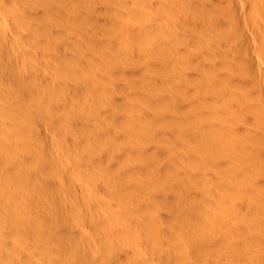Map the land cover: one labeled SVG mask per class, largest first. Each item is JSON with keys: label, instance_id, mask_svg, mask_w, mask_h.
I'll list each match as a JSON object with an SVG mask.
<instances>
[{"label": "bare ground", "instance_id": "1", "mask_svg": "<svg viewBox=\"0 0 264 264\" xmlns=\"http://www.w3.org/2000/svg\"><path fill=\"white\" fill-rule=\"evenodd\" d=\"M98 1L101 3L103 0H0V133L2 132L6 136V139L3 141L4 143L2 140L0 141L2 144H0V189L2 188L0 192V264H217L215 262L216 260L213 261L210 258L211 255L214 256V253L218 251H223L224 254L225 252L229 253V250H231L229 247H232H223L226 244L228 245L229 242L227 240L230 241V239L228 238V233L226 234L227 237H220L219 235L221 234L219 233L222 231H236V233L239 234V238L240 236L242 240L244 238V241L250 248L248 249L251 251V256L249 258L247 257V259H238L235 261V264H264V128H258L259 126L256 124V121L254 123V117L250 112L252 109L264 112V60L262 61L259 56L254 55L255 53H259L261 57L263 56L262 59L264 58V0H168L169 3L171 1L173 4H169L171 6H168L163 0H115L114 2L110 0L112 3H107V5L104 3L106 6L102 8L95 6ZM97 5L100 4L97 3ZM100 8L101 10L104 9L108 15L105 20L99 18L101 14L99 16L97 14ZM162 16L175 18L174 21L179 24V27L182 29L181 31L184 32H180L174 25V27L167 26L164 28L160 23V21L162 22ZM238 16L247 17L249 19V31L247 30L248 27L247 29L246 27L245 29L242 27ZM169 18H167V21H169ZM94 23L98 26L95 27L98 28L97 35H95L96 33L94 32L97 30H94ZM212 27L214 28L212 30L215 31V36H212L213 38L210 36L209 32ZM207 28H209V30ZM99 33H103V35H98ZM104 34H108L111 41H108L109 38L107 35V39H105L104 42L101 41L102 39H98L100 42L94 39V35L97 36V38L98 36L106 38ZM112 38L118 39V41L122 39L128 43H125L126 46L128 45L127 50H124L123 53L120 52L123 54L121 56L127 62L130 61L128 59L135 60L136 62L134 61V63L136 66L133 64L135 67L131 72H127L128 70L126 71L123 69L119 71L118 67L115 65L117 71H114L115 68H111V71L108 72L107 70H110V68L107 66L106 68L108 69L106 70L104 68L106 70L104 72L110 73V77L118 75V79L121 80L124 78L130 82V80L127 79L128 77L130 79L131 76H135L134 78H136V76L139 77L138 73L144 70H142L141 62L147 60L144 58L145 56H152L153 58L158 51L159 53L163 51L168 54L173 53L175 55V63L178 64V66L184 67L190 64L189 66L194 65L195 67V65H199L200 67L201 65L204 66V70H208L206 72V79L203 81L204 83L202 84V82L200 83L199 81V85L201 84L200 88L202 89H196L197 91L199 90L198 92L200 93H203L205 91L204 89H206L207 95L196 97L198 101H210L209 103L211 104V102H215V98H222L225 100L223 103L228 101L226 105H229V109H235L234 107H236L233 100L238 101L237 99H241V101H238L241 102L240 104L244 102L239 106V108L242 106L239 111H235L237 110L235 109L232 110L233 113L230 111V114L229 111V113H227L225 110L228 116L226 114L224 115L225 112H223V115L222 113H217V115L221 114L222 117L218 115L221 118L217 116L215 118L216 120L217 118L225 120L224 117H228L226 121L221 123L212 122L210 117L213 115L210 117L204 115H210L209 111H201L200 116L197 113L196 117L198 115L200 119H205V122L203 124V121L198 123V130L193 136L196 142L205 139L208 140L207 142L209 143V141L213 142L212 140L216 136L215 134L219 133L221 134L219 137H221L223 135L222 133L226 131L227 134H224L225 137L219 138L216 136L219 139L215 142L217 145L215 148L219 146L221 151L226 155L229 153L228 156L225 157L229 162L235 160L233 165L237 160L234 159V155L232 156L233 151L238 150L240 153L242 152L247 162L243 159V164L242 162L240 164V161L237 162L240 164L238 165L239 167H236L237 164H235L239 172L236 169L234 170V167L231 170L238 172L237 174L232 176L233 173L230 172L232 173V177L226 179L224 177H218L214 173L201 171L192 172L189 168V172H187V168H182L183 166L181 167V162H177L178 160L174 162L176 165H180L177 170L172 168V165L169 164H165L166 167H164V165L157 167L155 162L154 165L148 166L150 163L147 162L148 160L146 161L148 164L143 163L145 159L142 160L143 158L141 155L139 156L142 158L140 159L142 163H138L139 161L137 162L134 159L136 157L133 158L131 156H138L136 154H139H134L131 147H129L131 150L127 152H130L129 155L131 152L133 154L129 156L128 153L123 151L124 148L118 146L117 141L122 144L120 140L123 138L125 142L126 139H134V143L138 140V145H140L139 142L141 141L142 131L144 130L145 132V128L149 130V128H147L150 126L149 124H152L150 127L151 129L157 122L159 125V120L157 121V119H160V116L158 117L157 114L155 117L152 113L151 115L154 116V119L153 117L150 119L148 115L150 113H142L140 115L142 112H140L141 108L138 109L140 104H138V106L136 105V108L134 105V108L131 107L130 104L131 108L129 105L128 107L126 106V110L129 111L128 114L131 112L129 108L131 110L137 109L138 112L137 110L135 111L139 113V118L135 119V116H133L135 120H130V117L126 116V121L123 119L124 122L121 120L122 122L119 123L120 119L117 121L119 117L117 116L118 114L116 115L117 111L115 113L117 117L113 118L112 115L114 112H110L109 106L107 108L100 102V105L99 103L97 104L98 100H100V95H102V98L105 96V98L109 97L116 105H114V107L117 108L121 106V96H119L120 94H116L117 92H114L115 89L113 91L112 88L111 92L105 91L107 89L104 90V88L102 90L100 88L98 89V85L96 86L97 89L94 88L95 76L96 78H105V74L104 76H100V74L94 70V67H97L98 64H100V66L101 63L102 65L104 64V62L99 63V61H97L98 63L95 66L94 51L100 52L103 46L107 47L111 43L110 47H108V51L114 53L115 50L113 52V49L115 46H117L116 50H118V52L124 46V41L122 42L123 46H120L119 42H116ZM225 38H227L226 42L230 43V45H240L241 48L240 46L239 48L241 51L247 54V56L246 54L244 55V57L246 56L245 59H243V55L239 56L242 57L240 59L238 57L239 60L236 59V54V58L232 55L235 58L233 62L237 63L238 61L237 64H239V67L236 68L237 70H233L232 73L221 70L222 65L227 61V57L225 58L226 61L222 58L226 56V54L231 56L229 53H231L230 51L232 50V46L229 48L230 51L228 50L229 44L225 46L227 47V51L226 49L223 50L220 48L221 46L219 45L222 43L221 40H225ZM256 39L260 40V42L258 41V43H256ZM106 41H108L109 44H106ZM118 47L119 49H117ZM233 51L235 52V48L232 52ZM106 52H104V54ZM118 52L116 51L117 56H120ZM201 52L205 54L210 53V57L214 54V58L212 57V63L214 64L213 66L209 65L212 66V68L208 67L206 63L207 58L210 57L206 56L207 58H202L204 54L201 56ZM211 52H213V54ZM116 53H114V55ZM102 54L100 58L104 56V54ZM110 54L107 53L108 57H106V55L104 56L105 60L102 58L105 63H107L108 60L112 62L115 58L118 61L117 57L114 55L109 59V57L112 56V54ZM250 54L251 57H248ZM107 58L108 60L106 62ZM167 58L165 61H167ZM116 60H113V62L116 63ZM133 60L129 63H133ZM211 60H209V62H211ZM232 60L230 62H232ZM110 61L108 65L111 63ZM162 61L163 60L156 61L153 59V61L150 62L149 60L147 63H149V68H156L159 72L163 69L161 72L165 73L167 69L164 68H166V64L168 65L169 62H165V64L164 61ZM113 62L111 66L114 64ZM144 63L146 62H143V64ZM171 63L173 62H170V64ZM175 63L174 65L176 66ZM116 65L120 66L119 63ZM121 65H123L122 61ZM111 66L109 65V67ZM223 66L225 68L229 67L226 66V64ZM231 66L235 67L233 64ZM127 67L126 69H129ZM120 68L123 67L120 66ZM140 69L142 71H140ZM226 70L228 69L226 68L225 71ZM201 71L198 70V72ZM204 74L205 73H203L202 76H205ZM182 75L180 79L185 78L182 77ZM197 76L196 78L194 77V79H192L193 77L184 79L186 85L191 84L194 87ZM110 77L106 78L110 79ZM200 77L201 76H199V79ZM201 78L203 79L204 77ZM99 80L98 82H100ZM138 80L134 81L137 82ZM157 82L158 81L155 83ZM178 82L181 84L179 79ZM192 82L195 83L192 84ZM119 84L121 87L124 86H122V82ZM131 84L133 83H130V85L125 84V86L129 85L131 87ZM120 86L117 85L116 89L117 87L121 89ZM136 87H138L137 83ZM147 87L149 86L147 85ZM183 87L187 88L188 86L184 85ZM196 87H198V85H196ZM127 89L126 91L129 90ZM88 91L91 95L86 94ZM123 91H125V89ZM172 91L175 92V89ZM183 91L184 90H182V92ZM177 92L178 91H176V93ZM192 92L193 91L188 94L191 97H193ZM194 92V94H196L195 90ZM208 92H210L211 95H209ZM95 93H97V95L99 94V99L97 101L94 100ZM185 95H187V92ZM126 96H124V100ZM133 96L136 97V99L139 98L138 101L141 102V96H138V98L135 95ZM148 96L150 97V95ZM148 98L145 100H148ZM155 98L157 100V97ZM155 98L152 97L151 99L150 97L151 102L154 100V104L157 103ZM136 99L133 100L135 101ZM105 100L107 99H104V101ZM108 100L107 102H110V100ZM100 101H102V99ZM198 101H196L198 104H195L196 102H190L189 104L199 109L200 106H196L199 105L200 101ZM205 101L204 103H207L209 108L210 104L208 105V102ZM179 103L180 105H178V107L176 106L174 110L182 112V114L187 113V111L190 112L189 107L193 109L192 105L188 104L189 106L187 107L185 104ZM219 103L221 102H218V104ZM123 104L125 106L127 102L125 101ZM151 104L148 102L145 107H147V105L151 107ZM205 104L202 107L206 106ZM97 105H102V107L99 108ZM157 105L158 104H156V107L160 106V104L159 106ZM162 105H164V103ZM210 107L212 106L210 105ZM121 109H118L119 112ZM158 109L160 110V108ZM134 110L133 112H135ZM216 112L217 111H213L212 114ZM109 116H111L113 122L110 120L111 118ZM121 117L124 118L125 116ZM179 119L182 118H178V120ZM211 119H213V117ZM215 119H213V121ZM155 120L157 121L156 123L154 122ZM186 121L185 123H188ZM182 123L181 121V124ZM163 124L165 123L163 122ZM191 124H189V126ZM255 124L258 126V129L255 128ZM121 125H124V127L126 126L127 129L134 130L130 131L134 133H136V129H139V134H141L139 135L140 138L137 134L138 132L133 135L134 133L128 134L129 131H123L128 134H125L127 138L121 135L124 137L119 139L121 131L117 128ZM228 126H231L230 130L227 129L229 128ZM121 129L122 128H120V130ZM140 130L142 131L140 132ZM148 130L145 132L146 134L150 132V130ZM228 132L231 133L232 136H230ZM180 133L182 132H178L177 135L179 136ZM239 133H245L244 135H247V133L250 134L248 136L252 137V142H255L252 144L249 142L250 145H246L245 143L241 145L242 142H237L235 140L236 138H234V135L235 137H238L237 135H242ZM128 136H131V138ZM151 136H153L154 139L155 136L159 135L156 134ZM181 136L182 135L179 137L181 138ZM165 137L167 139V136ZM143 138L146 139L147 136ZM184 138L182 137V139ZM155 139L157 140L155 141ZM155 139L154 142H158V138L155 137ZM246 140L250 141L249 138ZM145 141L148 143L147 139L144 140V143ZM149 141L153 142L152 139ZM175 142L177 141L175 140L174 143ZM200 142L202 143V141ZM49 143L53 144V146L51 145L52 148L47 145ZM140 143H143V141ZM64 144L74 148L75 152L72 148L69 150L72 149L74 153H71L72 151L69 150L66 151L67 149L65 148L61 149L60 147H63L61 145ZM175 144H177V146L179 145L178 142ZM4 145L7 147L5 148ZM195 145H197V143ZM47 146L50 148H47ZM151 146L152 145L149 144V146L146 147L150 148ZM168 146H170V144ZM198 146L200 145L198 144ZM213 147L214 146H210V148ZM142 148L145 149L143 146ZM190 148L191 149L187 150L189 157L190 155L194 157L197 153L193 151L194 148ZM158 149L159 148L156 149V152H154V149L152 151L155 154L158 152L160 155H163L164 153L161 154L163 149L162 151ZM136 150L140 152V148L137 149L136 147L135 151ZM198 151L199 150H197V152ZM215 151L213 153L218 152ZM193 152H195V154H193ZM239 155L238 152V156ZM111 156L113 157L112 159L115 157L117 160H110L109 157ZM139 156L137 159L140 158ZM170 156L171 154L168 155V157ZM212 156L214 155H212L210 151L204 152L205 159L210 160L213 158ZM163 157L166 158V156ZM221 158L218 157L217 159ZM210 161L209 163H211ZM124 162L130 164L127 169L130 168L135 171L141 170V172H136V176L137 173H142V170L147 174L149 173L147 170L152 169L154 174L157 173V178L160 176L162 179L165 177L163 174L166 175V173H168L166 175L168 176L171 172L174 173L175 171L177 174H174H176L179 179L182 177L184 181L183 184L185 183L186 186L182 184L183 187L181 186V188H183V190L182 192L179 190L180 195L175 194L172 187H167L165 192L160 193L156 188L157 186H155L157 184L155 183L157 179L155 180V178L149 176V178L151 177L150 179L155 180L153 184L149 179V182H144V184L141 183L143 184L141 187L136 184L139 186V188H137L135 185L129 183L130 179L127 181L128 178H126V174L129 172L125 169V166V168L123 167L122 164ZM212 162L214 161L212 160ZM216 163L221 164L219 162ZM212 165L209 166L214 167ZM218 167L219 165H216V168ZM227 167L226 169L230 166ZM169 169L172 171H169ZM228 171H230V169H228ZM94 172L98 174L97 179H99V177L103 178V180H100L104 181V184L100 183V185L95 183L96 180L92 178V176L95 177V175L91 176ZM150 175H152V173ZM64 176L68 177L66 178L67 182L68 179L70 180L68 189H72L70 186L75 185L74 187L80 189L79 192L76 190V193H74L73 191L75 190L73 189L71 192L63 186L65 184L67 186L68 183L62 185L57 181V178L60 179V177L62 178ZM178 177L175 178L178 179ZM130 178H132V176H130ZM135 178L138 183L137 179L139 177ZM172 179H174V177ZM105 180L108 181L105 182ZM134 180L132 182H134ZM169 180L170 182H168ZM169 180H167L166 184L168 185L166 186H170L171 179ZM71 181L73 185H70ZM162 184H164V182ZM201 185L205 187V190L199 191L197 189L198 186L201 187ZM34 189L36 193L32 192ZM37 189H42V191ZM218 189H224L223 191H226L227 196L230 198L229 202L223 201L224 198L222 196L221 199L223 200L221 201L213 194ZM96 191L103 195L102 200H99L100 202H95L93 199L94 192L96 193ZM206 191H210L212 196L207 195ZM80 192L82 193L81 195L78 194ZM83 192L87 193V195L83 194ZM75 194L82 197V199H80L81 201H78L79 196L76 197ZM68 197L73 199L77 198V202H71ZM83 197L86 198L84 199L85 202L83 201ZM81 204L87 206V209H85L86 207L84 206L83 209L79 208L82 207H78V205ZM187 208H193L196 215H193L195 217L191 216L193 217L192 220L186 218L187 221L185 223L180 219L181 216L179 217V215L176 214L178 213L177 211ZM209 208L210 210L212 209L213 212L208 210ZM205 211L206 215L203 214ZM33 212L40 218H43L45 223L42 224L43 219L40 223ZM153 212L156 213V217L150 218L149 216H152L150 214ZM190 213L191 212H189V214ZM199 213H201L202 216H200ZM129 215L132 216L131 219L127 218L126 220H122ZM213 226L215 229H212ZM179 230L189 233L188 236H190V234H198V236H200L199 234L203 233L202 236L205 239V243L202 247L204 248L194 246L193 250L191 249L192 251L187 247L184 250L181 248L183 250L181 251V257L174 255L173 251L176 249H172L173 251L162 249L164 244L174 239L176 231L179 232ZM211 232H213L212 235L218 233L217 236L215 235L217 239L213 240L212 238V241L208 242L207 240L210 241L209 234H211ZM11 234L15 236H12L13 240L10 242L7 241L6 238L8 235L11 236ZM181 234L184 235L185 233ZM31 237L36 239L35 242H40L38 245H35V249L32 248L35 242L33 244ZM175 240L177 241V239ZM200 241L202 240L200 239ZM191 242L192 240H190L189 243ZM130 244L144 246L146 252L152 250V252L155 253V250L159 248L157 256L159 258L154 259L155 256H153V259H141L140 254L142 253L136 250L137 247L135 248L133 246L134 248L132 250L126 247ZM20 245L21 248H19ZM172 245L175 246L173 243ZM2 248L8 253L11 252L15 255H19L21 259H5L4 256H1L3 254ZM236 248L238 247L236 246ZM31 249L35 251L34 253H36V249H38L41 254L43 253L42 255H45V259H39L38 256H36L39 252L35 255ZM241 249L243 248L241 247ZM205 251L207 252L205 253ZM193 252L199 256V259L197 257H194L195 259L190 258ZM15 255H13L14 257L12 258H15ZM215 256H217V254ZM226 256L228 257V254H225L224 257Z\"/></svg>", "mask_w": 264, "mask_h": 264}, {"label": "rangeland", "instance_id": "2", "mask_svg": "<svg viewBox=\"0 0 264 264\" xmlns=\"http://www.w3.org/2000/svg\"><path fill=\"white\" fill-rule=\"evenodd\" d=\"M101 1H102V0H101ZM106 1H107V0H106ZM106 1L103 0L101 3H100V1H98L97 3H99L100 5H97V3H96L95 6H97V7H101V8H102V7L106 6L107 3H110V4L112 3L110 0H108L107 2H106ZM112 1L114 2L115 0H112ZM163 1H165V3H166L168 6L173 5V4L171 3V1H170V3H169L168 0H163ZM167 1H168V2H167ZM104 3H105L106 5H104ZM169 4H171V5H169ZM101 5H103V6H101ZM101 8H100L99 11L97 12V14H98V16L101 14V15L99 16V18L102 19V20H105V18H107L108 15L106 14L105 10L102 9V10L104 11V12H103V11L101 10ZM102 14H103V15H102ZM104 15H105V16H104ZM162 17H163V18H162ZM162 17H161V18H162V22L160 21V23H161V25H162L164 28L167 27V26L172 27V26L174 25V26H176V27L178 28V30H179L180 32H182V31H181L182 29L179 27V24H178L176 21H174L175 18H172V17L169 18V17H164V16H162ZM238 17H239L238 19L240 20V23H241L242 27H243L244 29H245V27H246V29H247V27H248L247 30L249 31V29H250V26H249L250 24L248 25V22H249L248 20H249V19H248L247 17H243V16H241V17L238 16ZM103 18H104V19H103ZM167 18H169V19H168L169 21H167ZM246 19H247V20H246ZM171 20H173V21H171ZM168 22H169V23H168ZM174 22H175V23H174ZM171 23H172V24H171ZM249 23H250V22H249ZM170 24H171V26H170ZM165 25H166V26H165ZM244 25H245V26H244ZM247 25H248V26H247ZM174 26H173V27H174ZM95 27H98V26L95 25V23H94V28H95ZM209 28H210V26H209ZM209 28H207V29L209 30ZM96 29H97V30H96ZM212 29H214V28L212 27L211 30H209V32H210V36H211V37H212V36H215V31H213ZM94 30H96V31H94V32L96 33L95 35H97L98 28H95ZM183 32H184V31H183ZM183 32H182V33H183ZM205 32H206V30H205ZM211 32H212V33H211ZM100 34H101V33H99L98 35H100ZM95 35H94V39L97 40V41H99V42H100L101 39H102L101 41L104 42L105 39H107L106 35H107L108 38H109L108 41H111V38L109 37L108 34H104L106 38H104L103 36H102V38H101L100 36H98V38H97V36H95ZM101 35H103V33H102ZM211 37H210V38H211ZM96 38H97V39H96ZM212 38H213V37H212ZM98 39H100V40H98ZM112 39H113V38H112ZM113 40H115L116 42L118 41V39H113ZM119 40H120V41H118V42H119L120 46H123V43H122V42H123L124 40H122V39H119ZM226 40H227V38H225V40L222 39V40H221L222 43H220L219 46H221L220 48H222L223 50L226 49V51H227V47H225V46H228V44L230 45V43H227ZM108 41H106L105 43H106V44H109ZM223 41H225L226 43L223 42ZM256 41H257L256 43H258V41L260 42V40H257V39H256ZM103 42H102V43H103ZM125 43H126V42L124 41V46L121 48L122 51H121V49H120L119 52H118V50H116V47H117V46H115V48L112 47V48H114V49H113V52H114V50H115L114 53H116V51H117V52H118V55H120V56H117V53L114 55V53H112L111 51H108V49H109L108 47H110V44H111V43H110L107 47L103 46L100 52H98V51H97V52L94 51V58L97 59V60L94 59V62H96V63H94L95 66H96L97 63H98L97 61H99V63H100V62H104V64H103L104 66L102 65V63H101V66H100V64H98L99 66L97 65V67H94V70H96V71L98 72V74H100V76H104V74H105V78H104V77H99V78L97 77V78H96V76L94 75V76H95V78H94V85H95L94 88L97 89L96 86L98 85V86H99L98 89H99V88H100L101 90H102L103 88H104V90L107 89V90H105V91H111V92H112V90L114 91V89H115L114 92H115V93L117 92L116 94H118V95L120 94L119 96H121V106H120V107H117V108L114 107L115 104L111 101V99H109V97L105 98L106 96H105V97L103 96L104 98H102V95H100V100L102 99V101L98 100V99H99V98H98V95H99V94L97 95V93H95L96 95H94V97H95L94 100H96V101L98 100L97 104L100 102L101 104L103 103V104L105 105V107H107V108H108V106H109V108H110V112H114L113 115H112V117L115 118V117L119 116V117H118V120H117V121H119V119H120L119 123L122 122L121 120H123V119L125 120V119H126V116L130 117V120H133V119H134L133 116H135V119H136V118H139V116H138L139 113H137L138 110L135 109V110H137V112H136V111L133 109V110L135 111V112H133V110L130 109L131 107L134 108V106H135V108H136V105L138 106V104H140V106H138V109L141 108V109H140V112L142 111V112L140 113V115H141L142 113H150V114H148V115L150 116V119H151V117H153V119H154V116L156 117L157 114H158V117L160 116V119H159V118H158V119L156 118L157 121L159 120V125H158V122L155 120L154 122H155V123L157 122V124H155L154 126H152V129L150 128L152 124H149L150 126L147 127V128H149V130H150L149 133L147 132V134H149V135H147V134L145 133L148 129L146 130V128H145V132H144V130H143V131L140 130V132H141V131L143 132V133H141V134H142V136H141V141H143V143H140L141 141L139 140V141H140V142H139L140 145H138V140H136V139H135V140L137 141V143H136V141H135V143H136L137 145L134 143V139H133V140H131V139L127 140V139H126V142H125V139H124V138L121 139V138L124 137V136L126 137V135H128L129 133H132V134H133L134 132H130V131H134V130H131V129H129V128H128V129H129V130H128L126 126L124 127V125L118 126L117 129H119V131H121V133H120V138H119V139L122 140V141L120 140V142H121L122 144H120L119 141H117L118 146L121 147V148H124L123 151L126 152V153H128L127 151H130L131 149H133L134 151L132 150V152H133L134 154H135V153H139V154H136V155H138V156L141 155L143 159L139 156L140 158H138V159H139V160H138V159H137L138 156H133V155H131V154H133L132 152H131L130 155H131L133 158L136 157V158H134V159H135L137 162L139 161L138 163H140V162L142 163V161H141L140 159H142V160L145 159V160L143 161V163H147V162L150 163L148 166H152V165H154V162H155V164L157 165V167H161L162 165H164V167H166V165L169 164V165H172V168H174V169L177 170V168H178L180 165L177 164V165H178V166H177L176 163H174V162H176V161L178 160L177 162H179V163L181 162L180 164H181V167L183 166L182 168H184V167L187 168V172H189V171H188V168H189V170L192 171V172H194V171H201V172L214 173V174H216L218 177H224V178H226V179H227L228 177L230 178V177L234 176L235 174H237V173L239 172V170L236 169V167H237L238 165H240L241 162H242V164H243V163H244L243 161L246 160V159H244L245 157H244V155L242 154V152L240 153V151L237 150V151H233V154L231 153L232 156L234 155V159H237V160H236V163H235V164H237V165H236V167H235V164L233 165V162H235V160H233V162L231 161V162H232V164H231V162H229V160L226 159V157L228 156L229 153H227V155H226L223 151H221V148H220L219 146H218L219 148H218V147L215 148V146H217L215 142L218 141L217 139H219V138H221V137H225L224 134H227L226 131H224L225 133H224V132L222 133L223 135H222L221 137H219V135H221V134H219V133L215 134V135H216L217 137H219V138H217V137L215 136V137L213 138V140H212L213 142H210V141H209V143L207 142L208 140H205V139L198 140V141L196 142V140H194L193 136H194V133H196L197 130H198V128H197L198 123H200L201 121H203V122H202V124H203V123L205 122V119H203V120L200 119V117H198V115H197V117H196V114H197V113H198L199 116H200V112L203 111V110H206V111H209V112H210V115H209V114H204V115H206V117H210V116L213 115L212 117H213V119H215L218 115H221V114H218V115H217V113H222V115H223V112H225V110L227 111V113H229L230 111L233 113L232 110H235V109H237V110H235V111H239V110L241 109V107H242V106H241V107L239 108V106L242 105L244 102H242V104H240L241 102H238V101H241V99H240V100L237 99L238 101L233 100V101H234V105L236 106V107L233 106L235 109H229V105H228V106L226 105V102H228V101H226L225 103H223L225 100L222 99V98H219V99H216V98H215L214 100H215L216 103H215V102H211V104L209 103L210 101L208 102V101H205V100H203V102H201L202 100H199V101H200V102H199L198 99H197L196 97H198V96H203V95H207V93H206V92H207L206 89H204V90H205V91H204L205 93H204V92H203V93H200V92H198V91H199L200 89H202V88H200V87H201V86H200L201 84L199 85V81H200V83L202 82V84L204 83L203 81H205L204 79H206V72H207L208 70H207V69L204 70V66H201V65H200V67H199V65H197V66L195 65L196 68L194 67V65H193V66H189L190 64H189L188 66H184V67L178 66V64L175 63V59H174L175 55H174L173 53H172V54H171V53L168 54V53L163 52V51L160 52V53H159V51H158L157 54L153 56V58H152V56H151V57H150V56H148V57L145 56L144 58H146L147 60H145V59L143 58L145 61H142V62H141V64H142V70H143V69H144V70L142 71V70L140 69V71H142V72L138 73V76H139V77L136 76V78H134L135 76H133V77L131 76V79L128 77L127 79H129L130 82H129L128 80H125L124 78L121 79V80L118 79V78H117V77H119L118 75H116L115 77H114V76H111V77H110V75H109L110 73L104 72V71H106L108 68H110V70H107L108 72L111 71V68H113V69L115 68L116 70L114 69V71H117V67H118L119 71H121V69H123V70H126V71L128 70L127 72H129V71L131 72V71L134 69V67L136 66L135 63H134L135 60H133V59H128V60H130V61L127 62V61H126L125 59H123L122 56H121V55H123V54H121L120 52L123 53V51H124V50L126 51L127 48H128V45L126 46V44H128V43H126V44H125ZM224 43H225V44H224ZM119 44H118V45H119ZM120 46H119V47H120ZM231 46H232V47H231ZM239 46H240V45H238V46H233V45L228 46V50H229V51H230L229 48L231 47L232 50L235 48V52H234V51L232 52V50H231V51H230L231 53H229V55H231V56H228V54H226V56H224V57L222 58L224 61H226V59H227V61L224 62L223 65L226 64V66H229V67H226L229 71H228V70L225 71L226 68L222 65L221 70H223L224 72H227V73L230 72V73H232L233 70H234V71L237 70L236 68L239 67V64H237L238 61L236 60L237 63H236V62H233V61H235L236 56H237L236 59H238V57L241 56V55H243V56H242L243 59H245V57L247 56V54H246L245 52L241 51V49H240L241 46H240V48H239ZM104 47H105V48H104ZM119 47H118L117 49H119ZM233 47H234V48H233ZM112 48H111V49H112ZM123 48H124V49H123ZM106 49H107V50H106ZM237 49H238V50H237ZM105 50H106L107 52H106ZM236 51H237V52H236ZM238 51H239L240 53H239ZM104 52H106V53L104 54ZM241 52H242V53H241ZM97 53H98V54H97ZM102 53L104 54V56L106 55V57H108V56H107V53H109V54L111 53L112 56L109 57V59L112 58L113 55H114L115 57H117L118 61L116 60V58L113 59L114 61H115V60L117 61L116 63L113 62V60H112V62L114 63L112 66L115 65V66H117V67H115V66L112 67V66H111L112 62H111L110 60H108V58L106 59V62H107V60H108V62L105 63V61H104V60H105V59H104V56H102V57L100 58V56H101ZM199 53H200V52H199ZM211 53L213 54V52H211ZM96 54H97V55H96ZM103 54H102V55H103ZM111 54H110V55H111ZM202 54H204V56H202ZM235 54H236V56H235ZM245 54H246V56L244 57ZM157 55H159L160 57L157 56ZM162 55H163V56H162ZM210 55H211L210 53H209V54H205V53L201 52V56H202V58L210 57ZM213 55H214V54H213ZM213 55L210 57L212 60H211L210 58H207V62H206V63H207V66H208V67H211V68H212V66H213V64H214V63H212V62H213V58H214ZM232 55H233L235 58H234ZM254 55L259 56L260 59H261L262 61L264 60V58L262 59L263 56L261 57V56L259 55V53H255ZM165 56H166V57H165ZM168 56H169V57H168ZM171 56H173V57H171ZM206 56H207V57H206ZM119 57H120V58H119ZM163 57H164V58H163ZM167 57H168L169 59H168ZM212 57H213V58H212ZM226 57H227V58H226ZM242 57H239V59L242 58ZM248 57H251V54H250V56H248ZM98 58H99V59H98ZM102 58H103L104 60H103ZM149 58H151V59H149ZM166 58H167V61H165ZM225 58H226V59H225ZM233 58H234V59H233ZM255 58H257V57H255ZM100 59H101V60H100ZM153 59L156 60V61H159V60L161 61V60H163L164 63H165V62H166V63L169 62L168 65L165 63V64H166V68H164V69H167V70H165V71H166L165 73H164V72H161L163 69L159 72L158 69H156V68H155V69H154V68H153V69H152V68H149V66H148L149 63H147V62H149V60H150V62H151V61H153ZM232 59H233V60H232ZM239 59H238V60H239ZM119 60H120V61H119ZM124 60H125V61H124ZM132 60H133V63H129V62H132ZM170 60H171V61H170ZM209 60H211V62H209ZM231 60H232L233 63L230 62ZM109 61L111 62V63L109 64L111 67H109V65H108ZM121 61H122V64H123V65H121ZM123 61H124V62H123ZM163 61H162V62H163ZM135 62H136V61H135ZM143 62H146V63L143 64ZM170 62H173V63L170 64ZM229 62H230V64H229ZM263 62H264V61H263ZM117 63H119L120 66L123 67V68H120V66L116 65ZM127 63H128V64H127ZM174 63L176 64V66L174 65ZM106 64H107V65H106ZM131 64H132V65H131ZM133 64H134L135 66H134ZM146 64H147V65H146ZM169 64H170V65H169ZM232 64H233L234 66L237 64L238 66L236 65L237 67H236V66H235V67H232V66H231ZM124 65H127L128 67H127V66H124ZM129 65H131V66H129ZM143 65H144V67H143ZM209 65H212V66H209ZM107 66H108V68H106ZM132 66H133V67H132ZM147 66H148V67H147ZM167 66H169V67H167ZM172 66H173V68H172ZM100 67H101L103 70H102ZM126 67L129 68L130 70H129V69H126ZM146 67H147V68H146ZM150 67H151V66H150ZM174 67H175V69H174ZM178 67H179V68H178ZM201 67H202L203 69H202ZM230 67H231V68H230ZM96 68H97V69H96ZM98 68H99V69H98ZM104 68H105L106 70H105ZM191 68H192V69H191ZM194 68H195V69H194ZM197 68H198V69H197ZM200 68H201V69H200ZM223 68H225V69H223ZM233 68H234V69H233ZM100 69H101V70H100ZM113 69H112V71H113ZM178 69H179V70H178ZM182 69H183V71H182ZM187 69H189V70H187ZM98 70H99V71H98ZM149 70H150V71H149ZM154 70L157 71L158 73L155 72ZM169 70H170V71H169ZM174 70H177V71H174ZM198 70H200V71L202 70V71H201L202 73H201V72H198ZM212 70H213V69H212ZM212 70H211V71H212ZM101 71H102L103 73H102ZM145 71H146V72H145ZM172 71H173V72H172ZM179 71H180V72H183V73H180ZM171 72H172V73H171ZM178 72H179L180 74H179ZM153 73H154V74H153ZM176 73H177L178 76L176 75ZM203 73H205V74H204L205 76H202ZM166 74H167V75H166ZM182 74H184V75H182ZM198 74H199V75H198ZM200 74H201V75H200ZM147 75H148V76H147ZM171 75H172V76H171ZM181 75H182V77H185V78L180 79V76H181ZM185 75H186V76H185ZM197 75H198V76H197ZM149 76H150V77H149ZM155 76H156V77H155ZM196 76H197V79H195V80H196V83L194 82V83H195L194 87H193V85H191V84H187V85H186V83H185L186 81H185L184 79H187V78H189V77H193L192 79H194V77L196 78ZM199 76L204 77V78L202 79V78L200 77V79H199ZM106 77H107V78L110 77V79H107ZM140 77H141V78H140ZM146 77H148V78H146ZM151 77H152V78H151ZM178 77H179V78H178ZM101 78H102V79H101ZM139 78H140V79H139ZM159 78H160V79H159ZM99 79H100V80H99ZM115 79H116V80H115ZM132 79H133V80H132ZM138 79H139V80H138ZM161 79H162V80H161ZM165 79H166V81H165ZM167 79H168L169 81H168ZM170 79H171V80H170ZM175 79H176V80H175ZM178 79H179V81H180V83H181L182 85L179 84ZM190 79H191V78H190ZM201 79H202V80H201ZM98 80H99L100 82H98ZM107 80H108V81H107ZM109 80H110V81H109ZM123 80H124V81H123ZM134 80H135V81L138 80V81L135 82ZM140 80H143V81H140ZM151 80H152V81H151ZM112 81H113L114 83H113ZM154 81H155V82L158 81L157 83H159L160 85L157 84V83H155ZM167 81H168V82H167ZM174 81H177V82H174ZM182 81H183V82H182ZM197 81H198V82H197ZM95 82H96V83H95ZM101 82H102V83H101ZM109 82H110V83H109ZM115 82L117 83L118 86H120L119 83L122 82V86H123V85H124V86H123V87L120 86V87H121V89L124 88L125 91H123L124 89L121 90V89H119L118 87H117V89H116V86H117V85H116ZM161 82H163V83H161ZM130 83H133V84H131V85H132L131 87L129 86ZM136 83H137V86H138L139 88L136 87ZM139 83H140V84H139ZM142 83H143V84H142ZM144 83H145V84H144ZM146 83H147V84H146ZM153 83H154V84H153ZM176 83H177V85H176ZM194 83L192 82V84H194ZM113 84H114V85H113ZM125 84H129V85H127L128 87L125 86ZM138 84H139V85H138ZM101 85H102V86H101ZM142 85H143V86H142ZM147 85H148L149 87H147ZM151 85H152L153 87H152ZM155 85H156V86H155ZM157 85H158V87H157ZM161 85H162V86H161ZM170 85H171V86H170ZM173 85H174V86L176 85V86L174 87ZM184 85H185V86H188V87H187L188 89L185 88V87H183ZM196 85H198V87H196ZM100 86H101V87H100ZM103 86H104V87H103ZM133 86H134V87H133ZM160 86H161V87H160ZM180 86H181V88H180ZM108 87H109L110 89H109ZM143 87H147V88H143ZM155 87L157 88L158 91L156 90ZM167 87H168V88H167ZM173 87H174V88H173ZM177 87H178V88H177ZM112 88H113V89H112ZM127 88H128L129 90H128ZM140 88H141V89H140ZM154 88H155V89H154ZM160 88H161V89H160ZM170 88H171V89H170ZM183 88H184V89H183ZM192 88H194V89H192ZM199 88H200V89H199ZM111 89H112V90H111ZM118 89H119L120 91H119ZM126 89H127L128 91H126ZM138 89H139V90H138ZM148 89H149V90H148ZM174 89H175V92L172 91V90H174ZM196 89H199V90L197 91ZM104 90H103V91H104ZM116 90H117V91H116ZM130 90H131V91H130ZM132 90H133V91H132ZM167 90H168V92H167ZM179 90H180V91H179ZM182 90H184V91L182 92ZM185 90H186V91H185ZM188 90H189V91H188ZM194 90L196 91V94H194V93H195ZM121 91H122V92H121ZM152 91H154V92H152ZM162 91H163V92H162ZM171 91H172V92H171ZM176 91H178V92L176 93ZM191 91H193V92H192L193 97H191V96L188 95L189 93H191ZM119 92H120V93H119ZM123 92H124V93H123ZM125 92H126V93H125ZM132 92H134L135 94L132 93ZM136 92H137V93H136ZM141 92H142V93H141ZM158 92H159V93H158ZM186 92H187V95L189 96V98H190L191 100L188 98L187 95H185ZM197 92H198V94H197ZM122 93H123V94H122ZM130 93H131V94H130ZM144 93H145L146 95H145ZM165 93H166V94H165ZM172 93H173V94H176V95H173ZM208 93H209V95H211L210 92H208ZM86 94L91 95V93H90L89 91L86 92ZM121 94H122V95H121ZM128 94H129V95H128ZM152 94H153V96H152ZM161 94H162V96H161ZM169 94H170V95L172 94L174 99L172 98V95L170 96ZM179 94H180V95H179ZM126 95L128 96V98H127ZM131 95H132V97H131ZM133 95L137 96V98H138V96H139V97L141 96V97H140V101H141V102L138 101L139 98L136 99V97H134ZM142 95H144V96H142ZM148 95H150L151 99H152V97H153V98L157 97V100H156V98H155V100H156V102H157L156 104H158L157 106H159V104H160V106H159V107H156V104L153 103L154 100H153V102H151L150 97H149ZM158 95H159V96H158ZM124 96H126V97H125V98H126L125 100H124ZM160 96H161L162 98H161ZM168 96L170 97V99H169ZM178 96H179V97H178ZM182 96H183V97H182ZM194 96H195V97H194ZM122 97H123V98H122ZM145 97H147V98L149 97L148 100H145V99H147V98H145ZM131 98H132V99H131ZM142 98H143V101H142ZM194 98H195V99H194ZM104 99H107V100L109 99L110 102H107V100L104 101ZM133 99H136V100L134 101ZM161 99H162V100H161ZM172 99H173V100H172ZM180 99H181V100H180ZM184 99H185V100H184ZM193 99H194L195 101H194ZM221 99H222L223 101H222ZM109 100H108V101H109ZM123 100H124V101H123ZM163 100H164L165 102H164ZM169 100H170V101H169ZM188 100H189V101H188ZM122 101H123V102H122ZM125 101L127 102V104L124 106L123 103H125ZM130 101H131V102H130ZM147 101H148L150 104L152 103V104L150 105L151 107H148L149 105H147V107H145L146 103L148 104ZM159 101H160V103H159ZM196 101L199 102V105H196V106H198V107L200 106V107H199L200 110H199L197 107L194 108V106H193L192 104H189L190 102H191V103H193V102L195 103ZM204 101H205V102H208V105L210 104L212 107H210V105H209V108H208L207 103L205 104ZM242 101H243V99H242ZM104 102H106V103H104ZM168 102H169V103H168ZM179 102H181V104H185L187 107H188L189 105H192L193 109H191V107H189V108H190V109H189L190 112L187 111V113H184V114H182V112H178L177 110H174V109H176V106L178 107V105H180ZM218 102H221V103L218 104ZM100 103H99V105H100ZM111 103H112L113 105H112ZM144 103H145V104H144ZM161 103H162V104L164 103V105H165V103H166V105L164 106V105H162ZM170 103H171V104H170ZM172 103H173V104H172ZM178 103H179V104H178ZM200 103H202V104H200ZM213 103H215V104H213ZM130 104H131V107H130ZM153 104H154V105H153ZM175 104H177V105H175ZM188 104H189V105H188ZM195 104H198V103L196 102ZM195 104H194V105H195ZM204 104H205L207 107H206V106L202 107ZM217 104H218V105H217ZM227 104H228V103H227ZM236 104H237V105H236ZM110 105H111V106H110ZM128 105H129V107H130L129 110L131 111L129 114H131V115H129V114H128L129 111L126 110L127 107H128ZM133 105H134V106H133ZM152 105H153V106H152ZM214 105H215V106H214ZM221 105H222V106H221ZM223 105H224V106H223ZM97 106H98V105H97ZM115 106H116V105H115ZM123 106H124L125 108H124ZM126 106H127V107H126ZM143 106H144V107H143ZM167 106H168V107H167ZM173 106H174V107H173ZM98 107L100 108V107H102V105H101V106H98ZM112 107H113V108H112ZM153 107H156V108H153ZM161 107H162V108H161ZM165 107H166V108H165ZM201 107H202V108H201ZM205 107H206V108H205ZM214 107H215V108H214ZM225 107H226V108H225ZM233 107H232V108H233ZM237 107H238L239 109H238ZM114 108H115L116 110H115ZM119 108H120V109L123 108L124 110L121 109L120 112H119V110H118ZM143 108H144V110H143ZM148 108H149V111H148ZM151 108H152V109H151ZM158 108H160V110H159ZM218 108H219V109H218ZM101 109H103V108H101ZM113 109H114V111H113ZM154 109H155V110H154ZM164 109H165L166 111H165ZM168 109H169V110H168ZM125 110H126V111H125ZM150 110H151V112H150ZM196 110H197V111H196ZM218 110H219V111H218ZM252 110L254 111V113H253ZM252 110L250 111L252 114H251L250 112H249V113L254 117V123H255V121H256V122H257L256 124L259 126V127H258V126L255 124V128H256V129H258V128H264V112H263V111H260V110L258 111V110H255V109H252ZM116 111H117V113H116ZM145 111H146V112H145ZM155 111H156V112H155ZM160 111H161V112H160ZM168 111H169V112H168ZM176 111H177L179 114H178ZM194 111H195V112H194ZM213 111H214V112L217 111V112L212 114ZM228 111H229V112H228ZM122 112H123V113H122ZM124 112H125V113H124ZM164 112H165V113H164ZM231 112H230V114H231ZM115 113H116V115H117V114H118V115L115 116ZM152 113H153L154 116L151 115ZM161 113H162V114H161ZM192 113H193L194 115H193ZM236 113H237V112H236ZM262 113H263V115H262ZM124 114H125V115H124ZM136 114H137V115H136ZM225 114H226V112L224 113V115H225ZM230 114H229V115H230ZM162 115H163V116H162ZM175 115H178V116H175ZM208 115H209V116H208ZM214 115H215V116H214ZM222 115H221V117H222ZM226 115H227V114H226ZM121 116H125V117L123 118V117H121ZM187 116H188V117H187ZM193 116H194V117H193ZM227 116H228V115H227ZM227 116H225V117L223 116V117L225 118V120L218 119V118H221V117H219V116H218V118H217L218 121H217L216 119L213 121V119H211L212 117H210V120H212V122H215V123H221V122H224V121L227 120V118H228ZM109 117L111 118V116H109ZM132 117H133V118H132ZM177 117H178V118H182V119H179V120H178ZM201 117H202V116H201ZM206 117H205V118H206ZM110 118H109V119H110ZM166 118H167V119H166ZM189 118H190V119H189ZM194 118H197V119H194ZM202 118H204V117H202ZM258 118H259V119H258ZM261 118H262V119H261ZM116 119H117V118H116ZM127 119H128V118H127ZM135 119H134V120H135ZM186 119H187V121H186ZM191 119H192V120H191ZM257 119H258V120H257ZM110 120L113 122L112 118H111ZM124 120H123V122H124ZM184 120H185L186 122H188V123H185ZM188 120H189V121H188ZM206 120H207V119H206ZM219 120H221V121H219ZM111 121H109V122L112 123ZM114 121H115V120H114ZM125 121H126V120H125ZM152 121H153V120H152ZM162 121H163L165 124H163ZM167 121H168V122H167ZM171 121H172V122H171ZM174 121H175V122H174ZM176 121H179V122H176ZM181 121H182L184 124H183V123L181 124ZM197 121H198V122H197ZM207 121H209V120H207ZM154 122H153V124H154ZM151 123H152V122H151ZM191 123H193L194 125L191 124ZM117 124H118V123H117ZM117 124H116V125H117ZM122 124H124V123H122ZM177 124H178V125H177ZM187 124H188V125H187ZM189 124H191V125L189 126ZM202 124H201V125H202ZM118 125H120V124H118ZM165 125H166V126H165ZM172 125H173V126H172ZM175 125H176L177 127H176ZM180 125H181V126H180ZM183 125H184V126H183ZM155 126H156V127H155ZM178 126H179V128H178ZM232 126H233V125H232ZM119 127L122 128V129L120 130ZM187 127H188V128H187ZM228 127H229V126H228ZM257 127H258V128H257ZM124 128H125L126 130H125ZM183 128H184V129H183ZM194 128H195V129H194ZM230 128H231V126H230L229 128H227V129L230 130ZM172 129H174V130H172ZM176 129H177V130H176ZM149 130H148V131H149ZM191 130H192V131H191ZM229 130H227V131H229ZM123 131H125V132H126V131H127V132L129 131V132H128V134H126V133L123 132ZM135 131H136V133L138 132V133H137L138 136L141 135V134H139V129H136ZM173 131H174V132H173ZM153 132H154V133H153ZM155 132H156L157 135H159V136H155V137L158 138V142H154L155 137H154V139H153V136H151V135H156ZM178 132H182V133H180V135H182L181 138L179 137L180 135H179V136L177 135ZM221 132H222V131H221ZM122 133H123V134H122ZM136 133H134L133 135H135ZM144 133H145V134H144ZM152 133H153V134H152ZM161 133H162V134H161ZM173 133H174V134H173ZM175 133H176V134H175ZM228 133H229V132H228ZM125 134H126V135H125ZM150 134H151V135H150ZM165 134H166V135H165ZM229 134H230V136H232L231 133H229ZM239 134H242V133H239ZM244 134H245V133H243L241 136L237 135L238 137H235V135H234V138H236L235 140H236L237 142H242L241 145H244L243 143H245L246 145H250V143L252 144V143L255 142V141L252 142V140H253V139L251 140L252 137H249V136H248V135H250V134H248V133H247V135H244ZM1 135H2V136H1ZM3 135H4V134L1 132V133H0V141L2 140V142L4 141V139H6V136H5V135L3 136ZM121 135H124V136H121ZM130 135H131V134H130ZM143 135H144V136H143ZM161 135H162V136H161ZM171 135H172V136H171ZM173 135H174V136H173ZM175 135H177V136H175ZM146 136H147V138H146ZM160 136H161V137H160ZM165 136H167V139H166ZM169 136H170V137H169ZM185 136H186V137H185ZM191 136H192V137H191ZM1 137H2V139H1ZM128 137L131 138V136H128ZM143 137H145V138L148 140V143H147V141H145V143H144V140H146V139H144ZM163 137H164V138H163ZM168 137H169V138H168ZM172 137H173V138H172ZM175 137H177V138H175ZM178 137H179V138H178ZM182 137H183V138L185 137L186 139H185V138L182 139ZM241 137H242V138H241ZM126 138H127V137H126ZM132 138H134V137H132ZM139 138H140V136H139ZM142 138H143L144 140H143ZM159 138H160L161 140H160ZM170 138H171V141H170ZM243 138H244V139H243ZM248 138H249L250 141L246 140V139H248ZM151 139L153 140L154 143H153L152 141H149V140H151ZM162 139H163V140L165 139V140L163 141ZM173 139H174V140H173ZM223 139H224V138H223ZM130 140H131V141H130ZM156 140H157V139H155V141H156ZM175 140L179 143L178 146H181V147H178L177 144H175V143H177V142L174 143ZM239 140H240V141H239ZM123 141H124L125 143H124ZM129 141H130V142H129ZM162 141H163V142H162ZM167 141H168V142H167ZM183 141H184V142H183ZM200 141H202V143H201ZM204 141H205V142H204ZM244 141H245V142H244ZM165 142H166V144H165ZM198 142H199V143H198ZM203 142H204V143H203ZM249 142H250V143H249ZM3 143H4V142H3ZM126 143H128V144H126ZM152 143H153V144H152ZM157 143H158V144H157ZM183 143H184V144H183ZM193 143H195V144L197 143V145H195V144H193ZM205 143H206V145H205ZM247 143H248V144H247ZM0 144H1V143H0ZM119 144H120V145H119ZM141 144H142V145H141ZM146 144H147V145H146ZM149 144L153 146V147H152V146L150 147L151 149H150V148H147V147L149 146ZM154 144H155V145H154ZM160 144H161V145H160ZM169 144H170V146H168ZM174 144H175V145H174ZM198 144H199L200 146H198ZM201 144H202V145H201ZM207 144H208V145H207ZM210 144H211V145H210ZM214 144H215V145H214ZM1 145H2V144H1ZM47 145H49L51 148H52V146H53V144H51V143H49V144H47ZM51 145H52V146H51ZM65 145H66V144L61 145V146H63V147H60V148H61V149L65 148V149H67L66 151H68L70 148H72V147H70L69 145H66V147H65ZM126 145H127V146H126ZM130 145H131V146H130ZM165 145H167V146H165ZM209 145H210V146H214V147H213V148H210ZM239 145H240V143H239ZM45 146H46V144H45ZM49 146H47V148H50ZM138 146H139V148H140V152H139V150H136V151H135L136 147H137V149H139ZM142 146L145 147V149L142 148ZM146 146H147V147H146ZM154 146H155V147H154ZM156 146H157V148H159L158 150H161V151H162V149H163L162 152L160 151L161 154L164 153L163 155H160V153H158V152H157L158 154H157V153H156V154L154 153V152H156V149H157ZM164 146H165V147H164ZM206 146H207V147H206ZM4 147H5V145H4ZM4 147H3V148H4ZM6 147H7V146H6ZM6 147H5V148H6ZM68 147H69V148H68ZM129 147H131V149H130ZM134 147H135V148H134ZM190 147L194 148L195 150L193 149V151H195V152L197 153V154H195V152H193V154H195L194 157H191L192 155H190V157H189V154H188V151H187V150L191 149ZM201 147H203V148H201ZM198 148H199V149H198ZM72 149L74 150V148H72ZM72 149L69 150V151H72L71 153H74L75 150H74V152H73ZM119 149H120V148H119ZM141 149H142V151H141ZM143 149H144V150H143ZM147 149H148V150H147ZM153 149L155 150L154 152L152 151ZM164 149H165V150H164ZM211 149H214V150H211ZM217 149H218V150H217ZM145 150L147 151V153H146ZM171 150H172V151H171ZM181 150H182V152H181ZM183 150H184V151H183ZM197 150H199V151L197 152ZM215 150L218 151V152H217V153H213ZM64 151H65V150H64ZM143 151H144V153H143ZM167 151H168V152H167ZM175 151H176V152H175ZM177 151H178V152H177ZM207 151H210L211 154L214 155V156L216 157V158H215L214 156H212L213 158H211L214 162H212L211 159H210V160H211V161H210L209 159H205V158H204V152H207ZM216 151H215V152H216ZM152 152H153V153H152ZM185 152H187V153H185ZM221 152H223L224 154L221 153ZM235 152H236V154H235ZM238 152H239V154H240L239 156H238ZM129 153H130V152H129ZM129 153H128V155H129ZM140 153H142L143 155L140 154ZM148 153H149V155H148ZM167 153H168V154H167ZM199 153H200V154H199ZM218 153H219V154H218ZM154 154H155V155H154ZM170 154H171V156L168 157V155H170ZM178 154H179V155H178ZM222 154H223V155H222ZM241 154H242L243 156H242ZM130 155H129V156H130ZM152 155H153V156H152ZM156 155H158V156H156ZM217 155H218L219 158L222 157V158H221L222 160H221V159H217V158H218ZM235 155H236V156H235ZM143 156H144V157H143ZM146 156H148V157H146ZM150 156H151V157H150ZM163 156H166V158L163 157ZM172 156H174V157H172ZM180 156H182V157H180ZM225 156H226V157H225ZM145 157H146L147 159H146ZM160 157H162V158H160ZM167 157H168V158H167ZM184 157H185V158H184ZM237 157H238V158H237ZM241 157H242V158H241ZM112 158H113L112 156L109 157L110 160H114V159H115V157H114V159H112ZM148 158H149V159H148ZM194 158H195V159H194ZM109 159H108V160H109ZM160 159H161V160H160ZM191 159H192V160H191ZM197 159H198V160H197ZM241 159H242V160H241ZM243 159H244V160H243ZM115 160H117V159H115ZM147 160H148V161H147ZM149 160H150V161H149ZM183 160H184V161H183ZM195 160H197V161H195ZM219 160H221V161H219ZM146 161H147V162H146ZM159 161H161L163 164H162L161 162H159ZM163 161H164V162H163ZM188 161H189V162H188ZM199 161H200V162H199ZM209 161H210L211 163H209ZM238 161H240V164L237 163ZM198 162H199V163H198ZM216 162H219V163H221V164H218V163H216ZM224 162H227V163H224ZM228 162H229L231 165H230ZM246 162H247V160H246ZM148 163H147V164H148ZM158 163H159V165H158ZM191 163H192L194 166H193ZM196 163H197V164H196ZM212 163H213V165H212ZM215 163H216V164H215ZM124 164H125V165H124ZM160 164H161V165H160ZM165 164H166V165H165ZM188 164H189V165H188ZM195 164H196V165H195ZM214 164H215V166H214ZM226 164H227V165L229 164L228 167H229V166H230V167L228 168ZM122 165H123V167H124V166L126 167V168L124 167L125 169H127V167H128L130 164L127 163V162H124ZM209 165H212V166H214V167H210ZM216 165H217V166L219 165V167L216 168ZM221 165H222V167H221ZM225 165H226V166H225ZM187 166H190V167H187ZM208 166H209V167H208ZM224 166H225V167H224ZM194 167H195V168H194ZM203 167H205V168H203ZM226 167H227L228 169H230V171H228V169H226ZM233 167H234V168H233ZM238 167H239V166H238ZM151 168H152V167H151ZM170 168H171V167H170ZM214 168H215V169H214ZM232 168H233L234 170L236 169L238 172L235 171V172H236V173H235L233 170H231ZM149 169H150V167H149ZM213 169H214V170H213ZM127 170H128V172H129V173L126 174V175H127L126 178H128L127 181L130 179V182H129V183L135 185L137 188H139V186H137L136 184L140 185V187H141V185H143L144 182H147V181L149 182V179H150L151 177H152V178H155V180L157 179L156 181H155V180H152V179H150V180L152 181V184H153V181H155V183H157L156 185H155V184H154V185L157 186L156 188H157L158 191H160V193L165 192L166 189H167V187H172V189L174 190V193L177 194V195H178V194L180 195V191L182 192V190H183V188H181V186H182V187H183V185L186 186L185 183L183 184V182H184V181H183V178L180 176L181 178L179 179V177L176 175L177 172H175L174 170H173V171H174V173H176V174H174V173L171 172L172 174L170 173L171 175H170V174H169L170 176L168 175V176L171 177V178H169L168 176H166L168 173H166V175L163 174V175L166 177V178H165V177L162 176V177H163L162 179H163L164 181L160 178V176H158L159 178H157V173L154 174V172L152 171V169H151V170H147V172L149 171L150 174L152 173V175H155V176H152V175H150L149 173L146 174V172L143 171V170H142V173H137V176H136V172H141V170H137V171H135L134 169H130V168L127 169ZM132 170H133V171H132ZM209 170H210V171H209ZM215 170H216V171H215ZM226 170H227V172H226ZM130 171H131V172H130ZM134 171H135V173H134ZM150 171H152V172H150ZM169 171H172V170L169 169ZM169 171H168V172H169ZM211 171H212V172H211ZM143 172H144V173H143ZM216 172H217V173H216ZM230 172H232L233 175H232V173H230ZM225 173H226V174H225ZM229 173H230V174H229ZM131 174H132V175H131ZM138 174H139V175H138ZM92 175H95V177L92 176ZM97 175H98V174H96V172H94V174H91L92 178L96 180V181L94 180L95 183H98V184H100V183H101V184H104V181H101V180H100V179L103 180V178L99 177V179H97V178H98ZM175 175H176V176H175ZM226 175H227V176H226ZM229 175H230V176H229ZM231 175H232V176H231ZM99 176H100V174H99ZM130 176H132V178H130ZM146 176H147V179H146ZM149 176H151V177L149 178ZM64 177H65V176H64ZM64 177H62V178L60 177V179L57 178L58 180H57V179H55V180L59 181L60 184H62V185L65 184V183H68L67 186H66V184L63 185L65 188L68 189V186H69V182H70V180L68 179V182H67V179H66V178H68V177H65V178H64ZM135 177H139V178L137 179V180H138V183H137ZM173 177H174V179H172ZM175 177H178V179H176ZM140 178H141V179H140ZM168 178L171 179V184H172V182L175 180V181L173 182L172 185L170 184V186H166V185H168V184H166L167 180H169ZM229 178H228V179H229ZM132 179H133V180L135 179L134 182H132V181H133ZM160 179H161V181H160ZM140 180H141V181H140ZM144 180H145V181H144ZM165 180H166V181H165ZM107 181H108V180H105V182H107ZM157 181H158V182H157ZM135 182H136V183H135ZM163 182H164V184H162ZM168 182H170V180H169ZM134 183H135V184H134ZM141 183H143V184H141ZM150 183H151V182H150ZM158 183H159V185H158ZM160 183H161V184H160ZM101 184H100V185H101ZM182 184H183V185H182ZM70 185H73V182H72V181H71ZM162 185H163V186H162ZM164 185H165V186H164ZM74 186H75V185L70 186V188H72L73 190H75V191H73V192L76 193V190H78L77 192H79L80 189H77V188L74 187ZM161 186H162V187H161ZM158 187H159V189H158ZM164 187H165V188H164ZM204 188H205V187H203V186L201 185V187L198 186L197 189H198L199 191H202V190H205ZM72 189H68V190L71 191ZM1 190H2V188L0 189V192H1ZM37 190L42 191V189H37ZM179 190H180V191H179ZM223 190H224V189H222V190H221V189H218V190H216L213 194H215L216 197L219 198V200H221V201L223 200V199H221V196H222V197L224 198L223 201H228V202H229V201H230V198H229V196H227L226 191L224 192ZM32 192H33V193H36V190L34 189ZM71 192H72V191H71ZM223 192H224V193H223ZM209 193H210V194H209ZM78 194L81 195L82 193L80 192V193H78ZM83 194L87 195V193H85V192H83ZM206 194L212 196L210 191H206ZM80 195H78V196H79L78 201H79L80 199H82V197H81ZM218 195H219V196H218ZM75 196L78 197L77 194H75ZM75 196H74V197H75ZM85 197H86V196H85ZM99 197H100V198H99ZM68 198H69V200H70L71 202H75V201L77 202V200H76L77 198H74V199L71 198V197H68ZM95 198H96V199H95ZM97 198H98V199H97ZM102 198H103V195H102L101 193H99V192H97V191H96V193L94 192V198H93V199H94L95 202H100V201L102 200ZM84 199H86V198L83 197V201L85 202ZM93 199H92V200H93ZM99 200H100V201H99ZM80 201H81V200H80ZM79 206H82V207H79ZM83 206H84V205H82V204H81V205H78V207H79V208H82V209H83ZM84 207H86L85 209H87V206H84ZM190 209H191V211H190ZM208 210H210V208H209ZM188 211L191 212V213L189 214ZM203 211H204V210H203ZM210 211H212V209H211ZM177 212H178V213H177ZM177 212H176V213H177L176 215H179V217L181 216L180 219H182V221L185 222V223H186V221H187L186 218H189V219L192 220L193 217H195V216H193V215H196V214H195V211L193 210V208L182 209V210H179V211H177ZM212 212H213V211H212ZM33 213H34V215L36 216L37 220L41 223V220H42L43 218H40L38 215L35 214V212H33ZM199 214H200V216H202L201 213H199ZM203 214L206 215V211L203 212ZM150 215H152V216H149V215H148L150 218H151V217H152V218H153V217H156V213H154V212H153L152 214H150ZM204 215H203V216H204ZM212 215H213V214H212ZM191 216H193V217H191ZM131 217H132V216L129 215V216L123 218L122 220H124V219L126 220L127 218L131 219ZM38 218H40V219H38ZM129 219H128V220H129ZM82 221H83V220H82ZM42 222H43L42 224L45 223V222H44V219L42 220ZM83 222H84V221H83ZM85 224H86V223H85ZM87 225H88V223H87ZM88 229H89V227H88ZM212 229H215L214 226H213ZM182 230H184V229H182ZM182 230H181V231H182ZM181 231L179 230L180 233H179L178 231H176V235H175L174 239H172V240L168 241L166 244H164V245L162 246V249H165V250L176 249V250H174V251L172 250L173 253H174V255H178L177 257H179V256L181 257V255H182L181 251H183L186 247H187L189 250H191V249L193 250L194 246H199L200 248H204V247H202L203 244L205 243V239H204V237L202 236L203 233L199 234L200 236H198V234H190V236H188L189 233H186L185 231H184V232H183V231L181 232ZM213 231H214V230H213ZM177 232H178V234H177ZM214 232H215V231H214ZM223 232H224V231H222L221 233H219V234H221V235H219V236H220V237H224V236H226V234L228 233V234H229V235H228V238L230 239V241L227 240V241L229 242V243L227 242L228 245H227L226 242H225L226 245L224 244L225 246H223V247H226V246H228V247H229V246H232V247H229L231 250H229V248H228L229 253L225 252L226 255L228 254V257H227V256L224 257L225 254H224L223 251H221L222 253L219 252V251L216 252V253H214L215 255L217 254V256H215V255H214V256L211 255V257H210L213 261L216 260L215 262H216L217 264H222L223 262H224L223 264H235V261H236V260H238V259H245V258L247 259V257L249 258V257L251 256V251L249 250V249H250L249 246H247V243L244 241V238H243V240L241 239V236H240V238H239V236H238L239 234H237L236 231H235V232H233V231H232V232H230V231L227 232V231H226V232H224V233H223ZM181 233H185V234L183 235V234H181ZM230 233H231V234H230ZM235 233H236V234H235ZM212 234H213V232H211V234H209L210 241L207 240L208 242H211V241H212V238H213V240L217 239V237H215V235L217 236L218 233H215V235H212ZM222 234H223V236H222ZM181 235H182V236H181ZM231 235H232V236H231ZM12 236H13V234H11V236L8 235V237L6 238V240L11 242V241L13 240L12 238H13L15 235H14L13 237H12ZM211 236H212V237H211ZM235 236H236L237 238H236ZM180 237H181V238H180ZM188 237H189V238H188ZM226 237H227V236H226ZM31 238H32V241H33V244H34V242H35L36 239H34V237H31ZM196 238H197V239H196ZM234 238H235V240H234ZM9 239H10V240H9ZM175 239H177V241H176ZM200 239H201L202 241H200ZM231 239H232V241H231ZM181 240H182V241H181ZM190 240H192L191 243H189ZM197 240H199V241H197ZM241 240H242V241H241ZM196 241H197V242H196ZM207 241H206V242H207ZM194 242H195V243H194ZM232 242H233V243H232ZM244 242H245L246 244H245ZM39 243H40V242H39ZM39 243H38V242H35V244L33 245L32 248H34L35 245H38ZM172 243L175 244V246L172 245ZM230 243H231V245H230ZM244 245H245V246H244ZM129 246H130V247H129ZM129 246H126V247L129 248L130 250H132L134 247H135V248L137 247L136 250H138V252L142 253V254H140V258H141V259H143V258H144V259H147V258H148V259H150V258L153 259V256H155L154 259H158V258H159V257H157V256H158V249H159V248L156 249V250H155V253H154V252H152V250H151L150 252H149V250L146 252V248H145L144 246H139V244H137V245H136V244H133V245L130 244ZM133 246H134V247H133ZM172 246H173L174 248H173ZM236 246H237L238 248H236ZM240 246H241L244 250L241 249ZM131 247H132V248H131ZM171 247H172V248H171ZM176 247H177V248H176ZM219 247H221V246H219ZM234 247H235V248H234ZM19 248H21V245H20ZM138 248H139V249H138ZM181 248H182L183 250H182ZM248 248H249V249H248ZM34 249H35V248H34ZM180 249H181V250H180ZM32 250H33V249H31V251H32ZM36 250H37L36 253H38V252H39L38 249H36ZM192 250H191V251H192ZM204 250H205V249H204ZM234 250H235V251H234ZM236 250H237V251H236ZM241 250H242V251H241ZM2 251H3V254H2L1 256H2V257L4 256L5 259H8V258H9V259H18V258L21 259L19 255L16 254V255H17V256H16L14 253L9 252V253L11 254V255H10L6 250L4 251L3 248H2ZM178 251H179V252H178ZM6 252H7V253H6ZM32 252L34 253L35 251L33 250ZM206 252H207V251H205V253H206ZM36 253H34V254L36 255ZM149 253H150V254H149ZM151 253H152V254H151ZM230 253H231V254H230ZM234 253H235V254H234ZM5 254H6V255H5ZM38 254H39V255H38ZM38 254H37L36 256H38L39 259H45V255H42L43 253L41 254V252H39ZM40 254H41V255H40ZM194 254H195V253L193 252L192 256L190 257L191 259H195L196 257H197V258L199 257L197 254H195V255H194ZM207 254H210V253H207ZM223 254H224V255H223ZM13 255H15V258H12V257H14ZM142 255H143V256H142ZM196 255H197V256H196ZM222 255H223V256H222ZM248 255H249V256H248ZM5 256H7V257H5ZM10 256H11V257H10ZM39 256H41V257H39ZM212 256H213V257H212ZM194 257H195V258H194ZM214 257H215V258H214ZM216 257H217V259H216ZM219 257H221L222 259L219 258ZM218 258H219V259H218ZM225 258H226V260H225ZM228 258H229V259H228ZM178 259H180V258H178ZM198 259H199V258H198ZM223 259H224V260H223ZM227 259H228V260H227ZM233 260H234V262H233Z\"/></svg>", "mask_w": 264, "mask_h": 264}]
</instances>
